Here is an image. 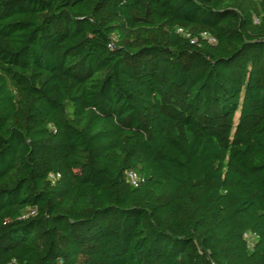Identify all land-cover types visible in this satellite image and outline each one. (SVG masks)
<instances>
[{
  "label": "trees",
  "instance_id": "trees-1",
  "mask_svg": "<svg viewBox=\"0 0 264 264\" xmlns=\"http://www.w3.org/2000/svg\"><path fill=\"white\" fill-rule=\"evenodd\" d=\"M0 264H264V0H0Z\"/></svg>",
  "mask_w": 264,
  "mask_h": 264
},
{
  "label": "built area",
  "instance_id": "built-area-1",
  "mask_svg": "<svg viewBox=\"0 0 264 264\" xmlns=\"http://www.w3.org/2000/svg\"><path fill=\"white\" fill-rule=\"evenodd\" d=\"M127 180L134 187H137L141 181L140 178L135 173H132V172L130 173L128 172Z\"/></svg>",
  "mask_w": 264,
  "mask_h": 264
}]
</instances>
